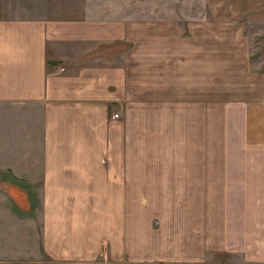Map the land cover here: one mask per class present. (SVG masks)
<instances>
[{"label": "crops", "instance_id": "0c3cea01", "mask_svg": "<svg viewBox=\"0 0 264 264\" xmlns=\"http://www.w3.org/2000/svg\"><path fill=\"white\" fill-rule=\"evenodd\" d=\"M14 1L0 0V170L6 185L36 184L43 229L40 249L21 240L14 257L13 237L1 232L13 212L0 196V264H45V251L78 262L92 240L88 258L103 247L109 264L123 256L197 259L215 245L205 239L211 230L222 234L218 249L235 245L231 225L250 256L255 239L263 262L264 121L253 118L264 115V102H227L217 131L203 100L172 97L177 71L167 53L91 54L124 40L106 11L78 17L48 11L42 0ZM181 76L189 83L188 67ZM222 195L228 210L205 204Z\"/></svg>", "mask_w": 264, "mask_h": 264}, {"label": "rangeland", "instance_id": "374dc122", "mask_svg": "<svg viewBox=\"0 0 264 264\" xmlns=\"http://www.w3.org/2000/svg\"><path fill=\"white\" fill-rule=\"evenodd\" d=\"M41 3L48 11L68 9V13L78 17L83 10L90 11L91 16L103 10L108 14L106 18L110 26L118 23L123 28L124 40L100 43L91 52L93 56L111 58L122 50L129 51L132 48L140 53L142 60L152 57L149 50L158 48L157 52L167 53L169 63L177 71L171 85L172 97L203 100L205 121L211 125L214 122L217 131L221 124L220 110L227 102H264V0H42ZM13 4L18 5L20 2L16 0ZM187 67L189 83H182L180 78ZM253 121H264V115L258 113ZM216 147L215 152H218ZM211 150L212 147L206 145L205 152ZM5 178L4 171L0 170V196L3 200L6 197L7 207L12 209L13 216L12 227L8 228L2 223L7 228L1 232L13 237L14 257H19L17 251H20L21 240L30 244L31 251L40 249L41 245L37 241L42 235L43 212L39 210L36 184L23 181L26 184L19 185L8 180L6 185ZM253 197L255 199V195ZM229 203V198L222 195L219 203L209 201L205 204L210 208L228 210ZM47 212L52 213L51 210ZM84 212L87 211H76L78 216ZM1 213L7 215L8 209H3ZM213 225L219 227L222 233L227 227L226 224L217 226L214 221ZM231 226L234 230L232 243L235 245L226 243V248L218 249L222 234L211 230L206 232L205 239H212L215 245L197 259L192 256L183 260L155 256L132 260L123 256L115 260L114 264H264L259 257V249L255 248V239L250 256L249 250L245 251L244 241H241L243 236L239 233L240 226ZM94 229H100V226ZM253 229L255 231V227ZM46 233H49L48 237L52 241L51 229ZM73 244L69 247L73 246L71 252L78 251L76 244ZM96 244L93 240L86 243L82 252H78V262L70 259L56 262L45 251V264H109L106 249L101 245L95 261L88 258ZM102 244L106 247V241ZM164 244L170 245L167 242Z\"/></svg>", "mask_w": 264, "mask_h": 264}, {"label": "built area", "instance_id": "2783aa9c", "mask_svg": "<svg viewBox=\"0 0 264 264\" xmlns=\"http://www.w3.org/2000/svg\"><path fill=\"white\" fill-rule=\"evenodd\" d=\"M113 117H118V113L113 114Z\"/></svg>", "mask_w": 264, "mask_h": 264}]
</instances>
